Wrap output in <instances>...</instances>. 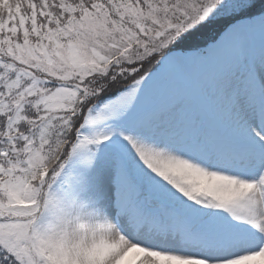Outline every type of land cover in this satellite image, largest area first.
Instances as JSON below:
<instances>
[{"label":"snow or ice","instance_id":"1","mask_svg":"<svg viewBox=\"0 0 264 264\" xmlns=\"http://www.w3.org/2000/svg\"><path fill=\"white\" fill-rule=\"evenodd\" d=\"M0 264H264V0H0Z\"/></svg>","mask_w":264,"mask_h":264}]
</instances>
